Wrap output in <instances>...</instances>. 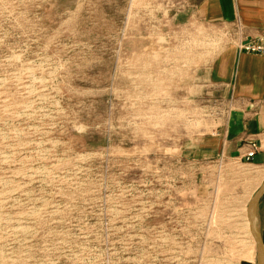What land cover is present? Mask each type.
<instances>
[{
  "label": "rangeland",
  "instance_id": "rangeland-1",
  "mask_svg": "<svg viewBox=\"0 0 264 264\" xmlns=\"http://www.w3.org/2000/svg\"><path fill=\"white\" fill-rule=\"evenodd\" d=\"M195 4L0 0V264H256L262 168L186 154L220 116Z\"/></svg>",
  "mask_w": 264,
  "mask_h": 264
},
{
  "label": "crops",
  "instance_id": "crops-1",
  "mask_svg": "<svg viewBox=\"0 0 264 264\" xmlns=\"http://www.w3.org/2000/svg\"><path fill=\"white\" fill-rule=\"evenodd\" d=\"M194 19L206 26L220 49L194 71L198 99L218 100L217 124L210 134L194 139L196 147L186 154L202 163L241 164L255 167L247 173L261 185L264 179V56L240 53L233 42L257 39L264 34V0H195ZM242 28L238 34L237 27ZM251 145L257 148L245 161ZM246 215V208L244 209ZM246 234L255 246L245 216ZM256 223L264 241V197Z\"/></svg>",
  "mask_w": 264,
  "mask_h": 264
},
{
  "label": "water",
  "instance_id": "water-1",
  "mask_svg": "<svg viewBox=\"0 0 264 264\" xmlns=\"http://www.w3.org/2000/svg\"><path fill=\"white\" fill-rule=\"evenodd\" d=\"M264 197V179L246 207V219L249 234L255 244L256 264H264V241L256 223V213L259 202Z\"/></svg>",
  "mask_w": 264,
  "mask_h": 264
},
{
  "label": "built area",
  "instance_id": "built-area-1",
  "mask_svg": "<svg viewBox=\"0 0 264 264\" xmlns=\"http://www.w3.org/2000/svg\"><path fill=\"white\" fill-rule=\"evenodd\" d=\"M241 31L242 28L240 27V25H238V34H242ZM233 45L240 53L264 56V34L257 39H243L237 42H233ZM256 150L257 148L255 147V145H251V150L245 157L246 162L252 161Z\"/></svg>",
  "mask_w": 264,
  "mask_h": 264
},
{
  "label": "bare ground",
  "instance_id": "bare-ground-1",
  "mask_svg": "<svg viewBox=\"0 0 264 264\" xmlns=\"http://www.w3.org/2000/svg\"><path fill=\"white\" fill-rule=\"evenodd\" d=\"M190 62H191V61H190ZM158 82H159V81H158ZM163 84H164V83H163ZM262 182H263V181H262ZM259 187H260V186H259ZM259 187H258V188H259Z\"/></svg>",
  "mask_w": 264,
  "mask_h": 264
}]
</instances>
